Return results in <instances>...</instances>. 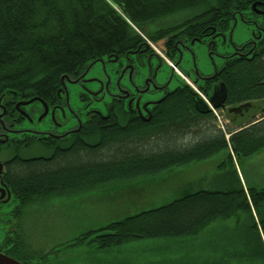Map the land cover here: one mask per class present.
<instances>
[{
	"label": "trees",
	"instance_id": "1",
	"mask_svg": "<svg viewBox=\"0 0 264 264\" xmlns=\"http://www.w3.org/2000/svg\"><path fill=\"white\" fill-rule=\"evenodd\" d=\"M256 2L263 10L264 0H0L5 109L31 97L52 105L64 75H77L98 58L141 48L136 28L152 40L177 31L189 41L203 37L206 26L229 28L237 16L256 24L254 38L196 85L207 98L213 87L222 88L220 96L210 98L214 109L250 102L245 111L225 109L228 122L221 128L209 104L182 80L152 106L149 119L111 101L106 116L92 112L75 133L15 139L17 156L5 174L17 200L12 212L18 216L43 197L138 175L151 174L141 184L158 193L165 184L175 185L163 172L222 151L223 161L207 184L72 240L96 248L139 238L172 240L185 244L189 264H264V183H249L238 168L264 149V112L253 118L264 102V14L252 10ZM154 20L164 24L145 31ZM24 245L32 246L6 231L0 250L26 264L28 257L45 255Z\"/></svg>",
	"mask_w": 264,
	"mask_h": 264
},
{
	"label": "rangeland",
	"instance_id": "2",
	"mask_svg": "<svg viewBox=\"0 0 264 264\" xmlns=\"http://www.w3.org/2000/svg\"><path fill=\"white\" fill-rule=\"evenodd\" d=\"M162 24L164 22H161V20H154L145 27V31H151ZM253 28V23H247L243 21L241 16H237L229 29L216 36L212 47H210L208 40L203 42L195 41L193 43L187 41L186 47L180 42L176 47L177 55L172 58V61L189 79L191 86L196 88L193 82L198 85L202 84L204 75L212 74L216 69L220 68L226 55L237 51L240 44L245 43L253 36ZM136 32L143 39V44L146 48L158 47L154 45V40L150 39L142 29L137 28ZM159 62L160 64L154 59L150 61L153 70L156 69L155 77L153 82L148 83V89L143 90V100L154 101L161 97L165 90H172L182 81V78L173 71L172 66L166 59H161ZM147 74L148 70L145 71L144 75ZM138 82L141 86L146 83L141 77ZM161 85L165 86V88L159 89L158 87ZM109 99V96H105L103 100L94 102V108L105 112L104 102ZM68 105L64 115L66 119L70 118V110L82 105L73 91L70 92V97H68ZM262 107L264 112V102ZM217 114L223 124L228 122V118L225 117L223 111H217ZM24 122L25 127L37 128L39 131L46 130L52 123L50 116H46L39 121L36 117L33 122L28 120ZM74 123V119L68 120L65 123V127L61 126L59 128L66 130ZM219 153L206 160L173 166L168 172H163L171 177V183L175 185L165 184L164 187L162 185L163 188L161 187L162 189L158 193L150 186L141 184V182L148 183L152 177L149 174L101 182L87 189H81L69 194L50 195L26 205L21 217L17 219L19 222L16 233L20 235L22 231V241L25 244L37 247L39 249L38 252L45 253V255L43 257L33 256L23 259L28 264H92V252H97L99 249L87 242L77 243L72 239L79 233L91 228L95 229V227L108 221L104 215L97 214L101 199L107 202L109 196H118V200L121 196L135 198V201H137V203L135 202L136 206H140L141 210L159 205L163 203L162 201L166 202L181 195L183 192L207 184L212 179L209 178L210 175L216 172L217 162L223 161L222 151ZM243 163L244 168L242 167ZM243 163H240L241 166H238V168L244 171L249 183L255 185L264 183V149L254 153L251 157L245 159ZM142 178L145 180L142 181ZM120 193L123 195H120ZM16 203L17 200L11 197L8 207L13 208ZM5 232V229L0 226V245L5 237ZM146 240L151 242L149 239H134L130 243L142 241V244H136L138 248L131 249L126 247L124 252H116L119 258L124 257L123 260L126 262L122 264H152L151 262L157 259L172 260L175 256L178 258L179 255H182V260L185 264H189V256H187V249L184 244L176 243L172 240L158 239L154 250L148 256L145 251L146 244H144ZM24 246L28 247V249L30 248L29 245ZM84 249L89 250L86 252ZM23 255L20 254L22 257ZM167 264H170V262Z\"/></svg>",
	"mask_w": 264,
	"mask_h": 264
},
{
	"label": "flooded vegetation",
	"instance_id": "3",
	"mask_svg": "<svg viewBox=\"0 0 264 264\" xmlns=\"http://www.w3.org/2000/svg\"><path fill=\"white\" fill-rule=\"evenodd\" d=\"M206 27L202 28L204 36H196L192 41L203 42L215 38L219 31ZM178 37L177 31L162 37V44L159 45L161 51L172 58L177 55L176 47L180 42L186 47L187 42V39L182 40V38ZM152 59L160 64L161 58L156 52L150 47L146 48L143 45L141 48L131 50L121 56L102 57L99 60L90 62L77 75L63 77L64 83L61 81V87L56 92L59 99L55 100L52 105L47 104L48 111L41 119H38V117L44 112V107L39 101H33L18 107L15 106V103L9 109H5L4 104L0 103V226L8 234H17L16 229L19 222L17 219L22 215V212L18 216L12 212L15 206L13 208L8 207L11 197H14V193L5 179L7 166L12 158L17 156L14 140H20L23 136L29 138V136L33 135H45L56 138L63 134L75 133L92 112L106 116L107 108L111 107V105H108L111 101L120 102L129 110L136 112L139 117L149 119L150 110L157 102L151 103L153 100H143L142 92L144 89H148V83L154 81L156 69L153 70L150 64ZM146 70H148V77L144 75ZM140 77L145 80V85L141 86L139 84L138 80ZM158 88L164 89L165 86L161 85ZM72 91L75 92V96L82 105L70 110V118L66 119L64 116L65 109L69 106L68 97H70V92ZM167 91L165 90L164 93ZM105 96L110 97L108 101L104 102L105 112L96 110L93 105L94 102L103 100ZM18 101L20 100L16 102ZM46 116L51 117L52 123L46 130L43 129L44 131L24 126V121L26 120L33 122L37 117L39 121ZM72 119L75 120V123L70 125L68 129L61 130L59 128L61 126L65 127V123Z\"/></svg>",
	"mask_w": 264,
	"mask_h": 264
},
{
	"label": "crops",
	"instance_id": "4",
	"mask_svg": "<svg viewBox=\"0 0 264 264\" xmlns=\"http://www.w3.org/2000/svg\"><path fill=\"white\" fill-rule=\"evenodd\" d=\"M120 195H123V194L120 193ZM117 197L118 196H109L107 199V202L103 201L102 199L99 202L101 204L99 205L97 214L104 215L105 218L108 220L106 223L113 221V220L123 218L127 215H130V214H135L136 212L141 211L140 206L139 207L136 206L137 201H135V198L133 199V198L121 196V197H119V200H118ZM42 199H44V197L38 199V201L42 200ZM34 202H36V201H34ZM100 226H102V225H99L95 228H98ZM20 236L22 238V236H23L22 231H21ZM149 240H151V242H149L147 240L144 241V244H146L145 251H146L148 256H149L150 252H152V250H154V248L156 246V240L155 239H149ZM130 242H132V241H129L125 244L123 243V244H120V245H117V246H114L111 248H97V249H99V251L92 252V257H93V259L91 261L92 264H122V263H125L126 261L123 260L124 257L120 256L122 259L119 258L116 255V252H124L126 247L131 248V249L138 248V247H136V244H142V241H138L135 243H130ZM139 242H141V243H139ZM181 244H184V243L181 242ZM148 246H149V249H148ZM31 247H34L39 251V249L37 247H35V246H31ZM31 247L28 249V251L31 249ZM182 248L184 249L183 246H182ZM185 248H186V246H185ZM84 250H86V252H88L89 249H84ZM169 262H170V264H185L184 261L182 260V255H179L178 258L175 256L172 260L157 259L156 261L151 262V263L152 264H167ZM148 263H150V262L148 261Z\"/></svg>",
	"mask_w": 264,
	"mask_h": 264
},
{
	"label": "water",
	"instance_id": "5",
	"mask_svg": "<svg viewBox=\"0 0 264 264\" xmlns=\"http://www.w3.org/2000/svg\"><path fill=\"white\" fill-rule=\"evenodd\" d=\"M257 3H253L252 4V8L254 9V10H256V8H255V5H256ZM257 12H259V13H261L262 11L261 10H256ZM222 94V90H214L213 91V94H212V96H215V95H218V96H220ZM163 98V96L160 98V99H158V100H156V101H151V103H155V102H158V101H160L161 99ZM212 98V97H211ZM39 101V102H41L42 103V105H43V107H44V112L42 113V115H39V117H38V119H41V117L43 116V115H45L46 114V112L48 111V106H47V104L42 100V99H40V98H38V97H32V98H29V99H26V100H20V101H18L17 103H16V107H18L19 105H27V104H29V103H31V102H33V101ZM222 104V103H221ZM248 105H249V103H243V104H240V105H237V106H233V107H229L227 110L229 111V112H241L242 111V109H245L246 107H248ZM0 264H26V263H23L22 261H20V260H18V259H16V258H14V257H12V256H10V255H8V254H6V253H4V252H2V251H0Z\"/></svg>",
	"mask_w": 264,
	"mask_h": 264
}]
</instances>
